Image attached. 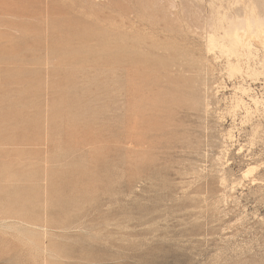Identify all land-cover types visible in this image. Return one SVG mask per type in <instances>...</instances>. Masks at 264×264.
Instances as JSON below:
<instances>
[{"label": "rangeland", "instance_id": "rangeland-1", "mask_svg": "<svg viewBox=\"0 0 264 264\" xmlns=\"http://www.w3.org/2000/svg\"><path fill=\"white\" fill-rule=\"evenodd\" d=\"M263 9L0 0V264H264V63L217 45Z\"/></svg>", "mask_w": 264, "mask_h": 264}, {"label": "bare ground", "instance_id": "bare-ground-1", "mask_svg": "<svg viewBox=\"0 0 264 264\" xmlns=\"http://www.w3.org/2000/svg\"><path fill=\"white\" fill-rule=\"evenodd\" d=\"M92 34H94V32L91 30H80L76 25L69 23L64 26L62 25V27L54 33L51 44L52 46L62 48L59 55L60 57L64 59L69 58L81 60L84 58V54H82L80 49L86 47L85 38ZM251 36L254 38L256 42L255 44L254 42H251ZM220 37L221 42L217 45L224 49L226 46H229L225 49V51H229V55L231 54L235 56L236 59H241V57L243 58L245 56V60H243L246 64L251 59H255L257 64L264 63V11L255 12L254 15L248 19H239L237 21L230 20ZM99 38H101V42L106 40L104 35H99ZM225 40L227 41V44H225ZM209 42L214 46L213 44L215 41L213 37L210 38ZM74 44H77L78 46H75ZM253 44L254 49H251ZM70 45H74V47H72L73 49H71V47L68 48ZM70 51H73V53L71 54ZM68 54H71V56H68ZM90 58L96 59L94 54H91ZM247 68L249 69V66H246V69ZM60 89L63 91L62 87ZM249 98L254 99V96H249ZM240 101L242 103L245 102L242 98H240L239 102ZM72 102L73 100L70 101L68 105ZM24 197L27 199V194L22 191H17L13 193V196L8 198H11V201L13 202L20 201L21 203V201H26Z\"/></svg>", "mask_w": 264, "mask_h": 264}]
</instances>
